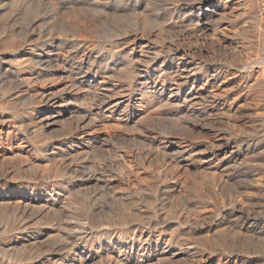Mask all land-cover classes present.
<instances>
[{"label":"bare ground","instance_id":"6f19581e","mask_svg":"<svg viewBox=\"0 0 264 264\" xmlns=\"http://www.w3.org/2000/svg\"><path fill=\"white\" fill-rule=\"evenodd\" d=\"M72 1L91 8L94 20L99 24L97 27L101 25L102 29L97 30L95 26L91 36L83 32L86 31L85 22L77 21L69 33L61 38L54 37L56 28L53 20L59 21L64 16L61 10ZM154 1L0 0V6L3 4L6 8L19 9L17 6H23L26 14L23 31L28 37L37 34V41L34 39L30 52L23 54L27 56H23L26 63L14 62L5 67L3 61L6 56L0 57V264H168L169 259L180 252L188 254L192 251L191 242L175 234L168 240L159 238L153 241L155 231H160V235L167 232L160 225L162 213L159 216L157 209L152 211L155 215L146 218L137 212L134 215L141 217V221L138 218L128 226L123 225L127 219L125 214L118 219L124 227L121 228L118 223L121 227L117 228L109 220L110 216L97 219L99 216L92 215L105 212L101 203L93 200L86 202L88 205L79 206L73 196L74 189L92 185L93 182L100 183L104 177L103 173H98L97 165L90 166L88 162L84 163L86 166L82 164L79 167L72 162L97 152L101 138L94 134L95 128L105 119H122L126 124L138 119L145 122L153 112L168 108L176 116L180 113L195 114L222 120L238 108L240 99L251 97L253 85L249 79L253 64L262 65L264 82V56L241 61L238 66H233L230 60L217 63L211 60L210 51L215 49L212 44L215 41L203 40L206 32L220 23L218 15L221 6L218 0H190L186 10L180 6L171 9L168 5H159L158 11L166 10L172 20L183 14L180 23H175L174 29L168 32L169 41L158 45L151 36L143 35L140 39L137 36V42H133L129 52L127 48L122 49L123 45L130 43L127 28L151 26L149 18L140 15L139 10L154 4ZM38 11L43 13L44 20H48L47 28L37 25L38 21L28 20V16ZM132 16V21L122 24L111 22L113 20L114 23V19H131ZM107 25L111 28L103 33ZM228 41L222 37L219 44L224 46L223 42ZM229 42L235 44V41ZM133 51L134 55L131 54ZM26 65L33 69L36 78L25 72ZM65 73H69L73 87H80L88 80L93 83V97L68 92L67 84L62 87L64 84L58 79ZM116 75L123 76V85L110 82ZM39 78L49 83H34ZM27 86L29 92L24 91ZM11 89H16V93L12 92L21 100L20 106L11 99L6 103L2 101ZM64 118H68L69 122L61 121ZM54 124H63L60 129L66 132L62 130L65 136L59 141L58 148L54 146L56 142H47L45 138ZM258 124L260 132H264V121L259 120ZM206 129L208 136L205 140H180L181 145L177 143L178 147L170 157L177 161L178 155H186L185 159L208 155L224 165H234L254 153L259 145L254 136L244 144L229 130ZM171 145L174 143L166 146L164 155L161 152L164 157L168 156ZM48 148L55 152L48 155ZM159 148L162 149L161 145ZM212 148L214 150L210 152ZM139 154L142 155L141 152ZM108 165L115 169L121 167L114 160ZM18 177L24 178L18 182ZM146 197L144 200L148 199ZM236 212L241 221L237 232L239 237L255 242L263 240L264 220L252 215L243 206ZM221 256L217 264H237L236 259L229 263L224 262ZM207 261L206 264H214V261Z\"/></svg>","mask_w":264,"mask_h":264},{"label":"rangeland","instance_id":"374dc122","mask_svg":"<svg viewBox=\"0 0 264 264\" xmlns=\"http://www.w3.org/2000/svg\"><path fill=\"white\" fill-rule=\"evenodd\" d=\"M155 1L154 4L152 3L148 6H144L139 10V12L141 11L140 15L149 18L152 27L143 28L141 26L137 27L138 29H136V27L127 28L130 43L128 45H123L122 49L123 47L127 48L126 51L129 52L133 44L137 42V36L141 38L143 35L151 36L158 45L160 42L162 43V41L168 42V32L172 30L171 28L174 29L176 24L180 23L183 14L181 17H176L172 20L168 17L169 15L166 10L161 9L158 11L159 5L162 6V4H165L171 9L180 6L186 10L187 3L190 0ZM218 1L221 6L218 15L220 23L210 28V30L206 32L205 40H203V42L206 40L209 42L215 41L214 43L212 42V44L215 45L213 46L215 49L210 51L211 60L213 62L216 61L215 63L230 60L233 66H238L241 61L247 62L249 59H258L264 56V0ZM70 6H72L73 9ZM86 6L87 5L76 1H72L65 6L61 10V15L64 16L59 19V21L56 19L53 20L56 28L54 37L61 38L63 34L69 33L70 28L74 26L77 21L85 22V30L87 32H83L91 36L95 26L97 30L98 28L102 29L100 28L101 25L97 27L99 24L94 20V14L91 8ZM17 7H19V9L8 6L6 8L3 4L0 6V57L6 56L3 61L5 67L14 62L26 63L25 58L27 56L25 57L23 54H28V52H30L34 39L37 41V34L28 37L24 33L23 19L26 17L24 13L25 8H23V6ZM158 13L160 14L159 17ZM41 14L43 13L38 11L30 16L32 17L31 19L28 16V20L38 21L39 23L37 22V25L47 28L49 24H47L46 21L48 20H44ZM133 17L134 16L130 17L131 19L128 17L125 19L126 21L124 19L123 21H121V19H114V23L112 19V21H110L112 24H118V22L122 24L129 20L132 21ZM105 27L103 31L101 30L103 33L106 30L107 33L111 28L110 25H107L106 29ZM147 32L150 33V35ZM222 37H225L229 41H235V44H231L229 41L223 42L225 44L224 46L219 44L221 43L219 41ZM131 54L134 55V51ZM257 64L258 63L253 64L254 69L251 71V77L249 79V83L253 85L251 97L248 99H240L238 108L232 110L230 114L222 120L214 116L202 117L196 116L195 114L180 113L176 116L171 114L170 110H167L168 108H163L153 112L145 122H140V119H138L135 122L126 124L122 119L116 121L105 119V121L97 124L94 134L101 138L98 145L99 149L97 148V152H94V155H90V157L87 158H80L78 162L73 161L72 164H77L79 167L88 162L90 166L97 165L96 168L98 173H103L104 177L100 183L93 182L94 184L92 183V185H83L84 187L80 186V188L74 189L73 196L77 198V204H80L79 206H84L83 204H86V202L89 203L90 201L93 202V200L99 202L97 204L101 203L100 205L105 208L102 210L105 212L100 211L92 214V212L89 211L88 213L95 217L99 216L97 219H100V217L102 219L105 217L108 218L109 216L112 217L111 219L109 217V220H112V222H114L113 225H116L117 228L121 226V228H123V225L128 226L135 222V220L137 221L138 218V220L141 221V217H136L134 215L137 214V212L146 218L149 217V215H155L154 212L157 209L156 213L159 214V216L162 215L160 218H163V220L166 219V221L160 219V225L166 228L167 232L160 235V231H155L153 241L159 240V238L161 240L163 238L168 240V238H171V236L175 234L180 238L183 237V240L191 242L190 245H193L191 246V252L188 254L180 252L178 256L169 259L170 261H168V264H206V262H208L207 260L211 262L214 261V264H217L220 255H222L221 258L224 262L228 261L230 263L236 259L237 264H264V238L263 240H256V242L249 238L245 239L241 236L240 238L237 232L239 231L241 221L238 220L237 217L239 215L236 212L243 206L252 215H256L264 220V134H262L264 132H260V126H258L259 120L264 121V82L262 80V65ZM165 68L169 69V66ZM24 70L27 74H31L33 78L37 77L33 74V69L31 67L26 65ZM68 75L69 73H65L58 79L64 84L62 87L67 84L66 87L68 88V92L70 91L88 98L93 97L95 93V87L92 85L93 83H89L88 80L80 87L77 85L73 87L70 84L71 78ZM110 82L116 85H123L125 79L123 76L116 75V77L111 78ZM34 83L44 85L48 84L49 81L39 78L34 80ZM12 90L13 89L2 97V101L6 103L11 99L17 106H20L21 100L16 98L17 94L13 95L17 91L14 89L13 93ZM25 90L29 92V87H25L24 91ZM180 116L182 119H179ZM67 120L68 118H64L61 121L66 122ZM68 122L69 120L66 123ZM63 124L52 125L45 135L48 141L45 140L47 142H56L57 144L54 146L57 148L59 147V141L65 136L64 133H66L63 129H60ZM210 127L227 130V132L229 130L232 134L234 133L233 135L240 137L242 143L247 142L254 136L256 142L259 141V145L254 153L245 156V160H241L234 165H232L233 163L224 165L218 161V159L211 158L210 156L208 157V155L196 156L193 159H185L186 155L185 157H183V155H178L177 158L179 157L181 160L178 158L177 161L170 157V155L176 151L175 149L178 147V144L181 145L180 142L187 139L196 142L205 140L208 136L206 128ZM171 142L174 143V145H171L173 148L170 147L167 151L168 156L164 157L163 155L165 153L163 152L166 151V146L170 145ZM157 144L159 147L161 145L162 149L159 148ZM48 149V155L55 152L54 149ZM211 150L213 151L214 149L212 148L209 151L212 152ZM140 152L142 155L139 154ZM113 160L118 162V167H121H116V169L110 168L108 164ZM68 163H71V161ZM120 163L123 164L121 165ZM84 165L86 166V164ZM239 170H241V174ZM247 170H250V173L247 172ZM23 178L24 177H18L16 181L19 182L23 180ZM135 189H137V191ZM167 189H169V191ZM156 192L158 196L155 195L154 197ZM145 197L148 199L144 200ZM88 203L86 205H88ZM131 210L134 211L131 212ZM221 212L228 216L224 217L223 214L222 217L219 215ZM123 215L127 216L129 220L127 221V219H125L124 223L121 221L123 223L122 225L118 219ZM220 221L226 223L219 224L218 222ZM118 223L121 224V226H119ZM182 246L181 248H185Z\"/></svg>","mask_w":264,"mask_h":264}]
</instances>
